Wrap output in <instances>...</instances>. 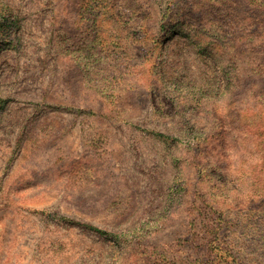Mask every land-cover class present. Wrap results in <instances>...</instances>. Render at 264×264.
Wrapping results in <instances>:
<instances>
[{"label":"rangeland","instance_id":"rangeland-1","mask_svg":"<svg viewBox=\"0 0 264 264\" xmlns=\"http://www.w3.org/2000/svg\"><path fill=\"white\" fill-rule=\"evenodd\" d=\"M258 57L264 0H0V264H264Z\"/></svg>","mask_w":264,"mask_h":264},{"label":"trees","instance_id":"trees-1","mask_svg":"<svg viewBox=\"0 0 264 264\" xmlns=\"http://www.w3.org/2000/svg\"><path fill=\"white\" fill-rule=\"evenodd\" d=\"M225 32H229V31H225ZM224 32H222V36L224 37ZM250 35H257V32H256V29H253V30H251L250 31ZM257 61H258V63H257V67H254L253 69V71H254V73H256V74H258V75H261V76H263V78H264V69H261L260 70V68H258V66H261V65H263L264 64V61H263V58H261V57H258L257 58ZM262 67V66H261ZM258 68V69H257ZM64 219H66V220H69V221H73V220H71V219H68V218H64ZM75 223H77V224H81V225H84L85 227H88L89 229H91V230H93V231H95V232H97V233H99V234H101V235H104V236H106V237H108V236H111V235H113L114 233L113 232H110V231H108V230H106V229H103V228H101V227H98V226H96V225H93V224H90V223H87V222H81V221H76Z\"/></svg>","mask_w":264,"mask_h":264}]
</instances>
